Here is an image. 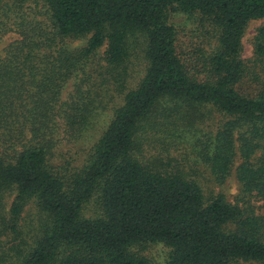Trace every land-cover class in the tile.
Returning <instances> with one entry per match:
<instances>
[{
    "label": "trees",
    "instance_id": "obj_1",
    "mask_svg": "<svg viewBox=\"0 0 264 264\" xmlns=\"http://www.w3.org/2000/svg\"><path fill=\"white\" fill-rule=\"evenodd\" d=\"M12 14L19 38L0 53V210L15 191L11 221L29 200L39 212L17 264H155L144 253L155 243L170 248L166 264L264 263V25L243 58L264 0H0V33ZM180 14L198 17L196 40L179 37ZM138 31L144 78L81 165L57 162L101 104L97 51L107 46L104 67L124 86ZM205 169L218 185L235 174V201L204 189Z\"/></svg>",
    "mask_w": 264,
    "mask_h": 264
},
{
    "label": "rangeland",
    "instance_id": "obj_2",
    "mask_svg": "<svg viewBox=\"0 0 264 264\" xmlns=\"http://www.w3.org/2000/svg\"><path fill=\"white\" fill-rule=\"evenodd\" d=\"M27 12L29 9H26ZM38 19H44L42 16L37 15ZM14 14L11 17H6V27H13L9 31L0 33V53L4 51L5 47L13 40L19 38V32L14 28L12 22L14 21ZM172 21L176 23V27L179 31V37L183 41L196 40L200 35V21L198 17L187 14L175 15L172 17ZM11 23V24H10ZM13 25V26H10ZM264 25V18L253 19L249 22L245 34L243 36V58L246 60L254 57V41L257 35L258 29ZM90 35L71 41L72 48H79L85 46ZM148 37L145 33L134 32L131 33L127 40V46L130 52V58L126 62L127 67V79L124 86L120 84L106 71L104 64V56L107 46H103L96 53V61L99 65L103 66L101 73H94V78L98 83V89L101 97L99 108L91 119V125L89 130L85 133L84 137L71 145L64 147L59 153L60 157L58 161L63 160L67 164L71 165L69 168L79 166L84 162L86 156L89 155L90 149L102 136L111 120L114 117L116 109L123 104V98L126 92L130 89L136 88L141 80L144 78L149 66V60L147 58L148 49ZM252 65V64H251ZM74 81L68 83L64 90L63 97L68 98L74 89ZM189 150L191 148L186 145ZM205 169L203 181V187L206 191L221 192L228 200L235 201L236 197L241 193V185L237 180L235 174L229 177V179L223 185H218L213 182ZM16 197V192H8L5 194L2 208L0 210V227L2 234L0 236V264H17L28 250H30L36 243L38 237V209L34 200H29L24 207L20 217L17 220L11 221L10 209L13 201ZM98 204L96 201H92L87 207V215L94 216L98 212ZM89 213V214H88ZM41 223L42 220H40ZM170 248L163 243L150 244L145 254L155 264H166L169 256ZM242 264H264L263 262H244Z\"/></svg>",
    "mask_w": 264,
    "mask_h": 264
}]
</instances>
